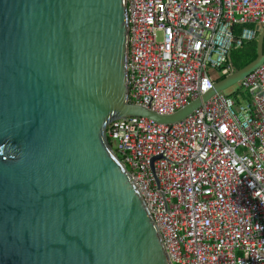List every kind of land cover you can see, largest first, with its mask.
Returning a JSON list of instances; mask_svg holds the SVG:
<instances>
[{
	"label": "water",
	"instance_id": "95a60500",
	"mask_svg": "<svg viewBox=\"0 0 264 264\" xmlns=\"http://www.w3.org/2000/svg\"><path fill=\"white\" fill-rule=\"evenodd\" d=\"M256 58L173 114L129 102L125 0H0V264H172L107 125L173 123L264 63Z\"/></svg>",
	"mask_w": 264,
	"mask_h": 264
},
{
	"label": "built area",
	"instance_id": "2783aa9c",
	"mask_svg": "<svg viewBox=\"0 0 264 264\" xmlns=\"http://www.w3.org/2000/svg\"><path fill=\"white\" fill-rule=\"evenodd\" d=\"M125 1L129 102L163 115L233 72L232 48L264 25V0ZM239 83L173 123L107 125L172 264H264V63Z\"/></svg>",
	"mask_w": 264,
	"mask_h": 264
},
{
	"label": "trees",
	"instance_id": "16d2710c",
	"mask_svg": "<svg viewBox=\"0 0 264 264\" xmlns=\"http://www.w3.org/2000/svg\"><path fill=\"white\" fill-rule=\"evenodd\" d=\"M242 25H237L236 35L239 34L240 30L242 29ZM253 28H257V25H251ZM260 30L257 29V35L252 40L243 42L241 46L233 47L230 55H229V62L233 67V70L240 69L253 61L257 56V38L259 35ZM226 74L218 75L215 79V82L224 78Z\"/></svg>",
	"mask_w": 264,
	"mask_h": 264
},
{
	"label": "rangeland",
	"instance_id": "374dc122",
	"mask_svg": "<svg viewBox=\"0 0 264 264\" xmlns=\"http://www.w3.org/2000/svg\"><path fill=\"white\" fill-rule=\"evenodd\" d=\"M218 73H219V71H218ZM239 89H240V83H236V84L231 85L230 87L226 88V89L224 90V93H226V94H228V95H231V94H234V93H235L236 91H238ZM239 99H240V100L242 99V101H244V100H245V95L242 94V95L240 96ZM113 146H114V144H113Z\"/></svg>",
	"mask_w": 264,
	"mask_h": 264
}]
</instances>
